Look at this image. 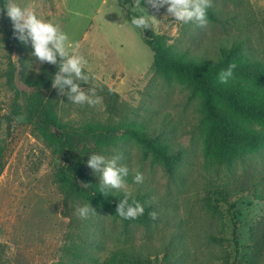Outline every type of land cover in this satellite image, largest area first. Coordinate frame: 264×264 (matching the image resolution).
<instances>
[{"label":"rangeland","instance_id":"374dc122","mask_svg":"<svg viewBox=\"0 0 264 264\" xmlns=\"http://www.w3.org/2000/svg\"><path fill=\"white\" fill-rule=\"evenodd\" d=\"M18 2L80 41L87 69L120 93L126 110L109 114L101 95L98 105H74L57 91L56 113L67 126H50L55 135L51 144L36 122L17 120L13 105H21L26 114L34 87L21 78L20 55L5 34L6 15L0 11V138L6 145L0 175V264H222L225 256L229 264H264V252L256 258L251 238L264 217V143L232 162L209 156L201 93L175 73L160 72L147 43L154 35H164L172 55L210 60L235 47L264 64V0H210L219 20L208 18L203 26L177 22L145 0ZM139 3L157 17L152 29L130 23L142 11ZM32 61L36 74L42 62ZM97 122L121 126L111 131L115 142L103 149L94 138L81 135ZM124 125L147 130L177 154V161L168 168L127 134ZM254 127L264 133V125ZM84 146L118 157L117 163L129 168L125 179L131 197L144 200L157 213L148 221L126 222L109 209L100 210L95 221H102L101 226L90 231L88 224L84 233L103 243L88 248L97 260L81 254V228L70 227L56 180L68 159L74 161ZM137 171L144 176L142 183L133 180ZM130 247L138 251L140 261L119 259L117 252Z\"/></svg>","mask_w":264,"mask_h":264},{"label":"trees","instance_id":"16d2710c","mask_svg":"<svg viewBox=\"0 0 264 264\" xmlns=\"http://www.w3.org/2000/svg\"><path fill=\"white\" fill-rule=\"evenodd\" d=\"M5 2L6 0H0V6ZM0 11L5 13L4 10ZM162 11L166 10L162 8L159 12ZM207 16L210 19L219 20L218 12L211 6L207 10ZM4 29L5 34L12 39L15 49L20 55L19 65L22 80L27 85L34 87V93L30 94L27 99V113L21 112V105L16 104L13 105L12 113L17 116L22 115L24 118L27 117L32 123L36 122V128L51 144L52 139L55 141V135L49 131L50 126L57 128L67 126L56 113L58 101L54 100V97L58 90L51 86V77L58 68L48 62H43L40 65L39 73L32 72L31 62L34 58L30 55L33 51L31 43L22 44L13 36L12 23L7 15ZM147 43L153 49L154 65L160 72L165 75L175 73L193 84L201 93L207 117L206 149L209 156L219 162H232L243 151L253 150L264 143V133L254 127L255 123L264 125L263 63L246 57L235 47L225 51L218 59L210 60L208 58L195 59L172 55L164 35H154L151 39H147ZM230 64L236 65L233 70V78L226 84L221 83L218 79V73ZM87 70L91 72L89 69ZM9 75L12 78L13 71H10ZM96 81L101 85L97 89V94L105 99V109L109 114L124 112L126 106L120 93L113 87L99 82L98 79ZM81 87L88 88L89 85L82 83ZM10 119L11 117H9ZM120 128L121 126L118 124L97 122L94 126L87 125L81 135L85 139L94 138L98 148L103 149L105 144L110 143V141L115 142L111 131L117 132L120 131ZM100 129H105V132L100 134ZM124 129L137 142L152 151L154 156L168 168L177 161V154L147 130L134 125H124ZM72 146L73 142L70 143L69 148ZM5 153L6 145L0 138V175L5 167ZM91 153L94 151L84 146L74 161L71 162L68 159L69 162H66L59 171L56 180L63 195V213L70 218V227L81 228L79 230V236L82 239L81 254L97 260V257L94 258L88 248L102 247L103 243L101 240L87 237L85 231L88 232V229L91 231L101 226L102 221L101 223L95 221V216L100 213V210L109 209L116 214V207L119 199L123 197V193L121 191L112 193L106 189V195L105 192L99 191L101 181L97 175L91 173L87 165ZM131 199L141 202L145 207V212L135 219H123L126 222L150 220L152 218L151 212H153L151 205L139 198L130 197V202ZM225 200L228 201L227 197ZM88 202L95 212H90L87 218H80L76 214V208ZM88 224L90 227L86 229ZM213 237L215 240H219L217 235ZM234 237L237 243L238 238L235 232ZM251 238L256 258H260L264 252V217L254 227ZM131 249L132 247L122 248L118 251L117 253L122 255L119 259L125 257L130 262L140 261L141 257L138 251ZM224 260L222 264H229L227 256Z\"/></svg>","mask_w":264,"mask_h":264},{"label":"clouds","instance_id":"9594fccd","mask_svg":"<svg viewBox=\"0 0 264 264\" xmlns=\"http://www.w3.org/2000/svg\"><path fill=\"white\" fill-rule=\"evenodd\" d=\"M146 4L156 12L165 9L168 16L182 24L195 23L203 26L208 22L207 10L210 7V0H145ZM141 13L133 15L130 23L137 29H152L158 19L150 15L144 8L137 5ZM0 10H4L10 18L13 29V36L22 44L31 43L33 51L31 57L40 62H48L57 66L58 70L51 77V86L60 93L68 96V101L74 105L95 106L101 103L102 97L97 94L101 85L96 81V76L87 70L88 60L79 53L80 41L71 39L69 34L58 24L51 20H45L37 15L34 9L21 6L18 0H6ZM34 61L31 62V67ZM235 64L218 73L221 83H228L233 78ZM37 68L36 72L39 73ZM82 83L89 87L84 89ZM67 86V88H65ZM17 120L24 117L18 116ZM118 157L108 158L102 153H91L87 165L100 176L99 191L105 192L119 190L123 197L119 199L116 207V214L124 219H135L145 212L144 205L131 199V191L128 187L126 177L129 175V168L117 163ZM136 183H142L144 176L137 171L133 177ZM107 195V192H105ZM90 212H95L91 205L85 203L76 208V214L80 218H87ZM157 213L151 212L155 218Z\"/></svg>","mask_w":264,"mask_h":264},{"label":"water","instance_id":"95a60500","mask_svg":"<svg viewBox=\"0 0 264 264\" xmlns=\"http://www.w3.org/2000/svg\"><path fill=\"white\" fill-rule=\"evenodd\" d=\"M150 31H148L147 33H149Z\"/></svg>","mask_w":264,"mask_h":264}]
</instances>
